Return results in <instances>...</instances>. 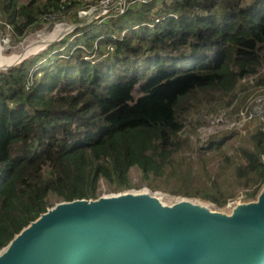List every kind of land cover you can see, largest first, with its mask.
Wrapping results in <instances>:
<instances>
[{
    "label": "trees",
    "instance_id": "1",
    "mask_svg": "<svg viewBox=\"0 0 264 264\" xmlns=\"http://www.w3.org/2000/svg\"><path fill=\"white\" fill-rule=\"evenodd\" d=\"M99 1L0 0V12L21 37L40 19ZM247 77L256 87L242 86ZM260 88L264 0L134 5L1 71L0 250L56 203L97 199L102 180L131 187L134 167L148 180L180 172L187 184L195 167L187 127L229 105L241 117L264 96H254ZM252 121L261 125L248 135L224 136L237 143L232 155L213 144L224 158L215 177L201 156L198 187L167 190L219 206L240 190L255 200L264 186V121Z\"/></svg>",
    "mask_w": 264,
    "mask_h": 264
},
{
    "label": "water",
    "instance_id": "2",
    "mask_svg": "<svg viewBox=\"0 0 264 264\" xmlns=\"http://www.w3.org/2000/svg\"><path fill=\"white\" fill-rule=\"evenodd\" d=\"M200 202L148 191L61 201L0 250V264H264V186L230 214Z\"/></svg>",
    "mask_w": 264,
    "mask_h": 264
},
{
    "label": "rangeland",
    "instance_id": "3",
    "mask_svg": "<svg viewBox=\"0 0 264 264\" xmlns=\"http://www.w3.org/2000/svg\"><path fill=\"white\" fill-rule=\"evenodd\" d=\"M94 6L95 4H84L82 7L74 9L69 13H63L61 19L59 15H50L44 19H40L26 31L24 36L21 37L14 33L11 26L6 25L3 15L0 12V41L3 42V44H0V48H3V54L5 57L24 53L31 46H35L32 51L40 50L44 46L45 50L50 45L61 42L69 35H78L79 29L92 24L99 18L101 19L100 12L94 9ZM44 50L38 51V53L33 52L28 55V57L39 54ZM60 50L62 49L60 48L57 51ZM255 83L254 78L247 77L242 81V86L256 87ZM263 92L264 88H260L254 90L253 94L255 96L262 94ZM260 99L261 97H256L253 100V104L256 105V107L253 108L254 115L264 114V106L262 107L264 101ZM233 108H235V105L221 107L215 112L208 110L203 114L204 123L202 126L199 128H196L197 125L194 128L191 126L187 127L183 138H187L186 136H190L191 138L186 156L195 164L194 172L191 174L187 184L184 183L183 174L180 172L173 176L164 175L159 178L148 180L144 178L139 168L134 167L130 172L131 187L116 190L105 180H102L99 188V197L125 192L148 191L151 194L160 197L166 204H173L180 198H188L201 201L216 211L230 214L234 205L238 202L248 201L246 199V193L244 192L245 190L238 191L235 199L229 200L224 206H219L216 202L205 200L198 196H184L182 194L173 193L167 189L173 186H186L191 190L197 188L199 181L203 179L202 170L197 171L199 158L201 156L209 157L211 162L208 169L211 176L215 177L219 169L224 165V158L220 157V155L215 153L212 149L216 140H218L220 144L225 143L227 153L232 155V150L237 146V143L233 144V142H228L226 144V140H223L224 136L232 135L234 133L246 136L250 130H253L257 125H261L258 121H245L242 123L239 120L240 112L238 113V110L234 112ZM233 123L236 124L234 125ZM198 137H201V139L198 140Z\"/></svg>",
    "mask_w": 264,
    "mask_h": 264
},
{
    "label": "built area",
    "instance_id": "4",
    "mask_svg": "<svg viewBox=\"0 0 264 264\" xmlns=\"http://www.w3.org/2000/svg\"><path fill=\"white\" fill-rule=\"evenodd\" d=\"M159 0H100L97 4H95L94 9L100 12V16L104 18H108L110 16H118L123 13H125L130 7L138 4H146L150 2H156ZM261 97L260 100L264 101V96H257ZM255 98H252L250 103L252 107L248 110H243L241 112V117L239 120L244 123L245 121H251V119L254 116L260 117L261 120L264 121V114L263 115H254L253 114V108L256 107V105L253 104V100ZM264 106V102L262 104V107ZM234 125L236 123H233ZM262 159L264 161V155L262 156Z\"/></svg>",
    "mask_w": 264,
    "mask_h": 264
},
{
    "label": "bare ground",
    "instance_id": "5",
    "mask_svg": "<svg viewBox=\"0 0 264 264\" xmlns=\"http://www.w3.org/2000/svg\"><path fill=\"white\" fill-rule=\"evenodd\" d=\"M50 42V41H49ZM5 43V42H4ZM0 44H3V42L0 41ZM35 48V46H31L29 47L26 52L24 53V55H30L31 53L33 52H38V51H41V50H44L45 46L43 48H41L40 50H36V51H32L33 49ZM13 55V54H12ZM22 56H20V54L18 55H15V56H4L3 54V48H0V69L4 68L5 66L7 65H10L16 61H18ZM3 70V69H2ZM181 199V198H180ZM201 203V202H200ZM202 207L203 206V203L200 204Z\"/></svg>",
    "mask_w": 264,
    "mask_h": 264
},
{
    "label": "clouds",
    "instance_id": "6",
    "mask_svg": "<svg viewBox=\"0 0 264 264\" xmlns=\"http://www.w3.org/2000/svg\"><path fill=\"white\" fill-rule=\"evenodd\" d=\"M38 53V52H37Z\"/></svg>",
    "mask_w": 264,
    "mask_h": 264
}]
</instances>
